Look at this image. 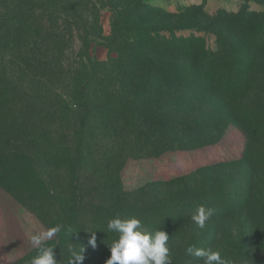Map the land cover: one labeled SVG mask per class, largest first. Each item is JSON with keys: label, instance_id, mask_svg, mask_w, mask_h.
I'll return each mask as SVG.
<instances>
[{"label": "rangeland", "instance_id": "374dc122", "mask_svg": "<svg viewBox=\"0 0 264 264\" xmlns=\"http://www.w3.org/2000/svg\"><path fill=\"white\" fill-rule=\"evenodd\" d=\"M243 9L264 19V0H0V264H30L37 255L32 236L56 225L62 230L41 246L54 247L58 259L71 247L78 254L110 247L115 233L107 222L117 216L137 218L153 232L151 221L174 222L193 205L233 204L248 183L234 168L249 140L264 151V134L249 139L227 125L212 145L168 150L167 139L180 132L167 126L177 110V87L167 85V75L181 62L177 56L168 70L165 59L174 39H191L213 18ZM212 22L209 41L219 53L222 37L230 44L234 33L225 36L221 21ZM242 75L251 83L240 103L256 114L264 105V64ZM82 86L86 104L78 98ZM208 163L211 179L199 190ZM197 168L188 182L170 179ZM257 173L247 215L209 220L204 228L172 226L170 257L191 239L223 256L231 233L237 245L255 247L248 264H264V162ZM213 235L220 240L205 246Z\"/></svg>", "mask_w": 264, "mask_h": 264}, {"label": "trees", "instance_id": "16d2710c", "mask_svg": "<svg viewBox=\"0 0 264 264\" xmlns=\"http://www.w3.org/2000/svg\"><path fill=\"white\" fill-rule=\"evenodd\" d=\"M215 20L221 21L217 27L218 29H224L226 32L225 36L229 33H234L230 44L227 43L228 39L226 37H222L219 53V50L213 47L209 41L211 35H214L212 21ZM263 26V18H260L254 12L243 9L239 14L233 16L226 13L218 19L213 18L208 28L201 29V31L197 30L201 34L193 35L191 39L185 37H178L177 41L174 39L176 41L173 40L174 48L166 46L167 58L165 61L167 69L172 70L171 66L173 62H177L176 59L178 57L181 62L179 69L176 67L173 69L174 73L167 75V85L170 87L174 83L177 87L175 89L176 93L173 95L175 98L173 109L177 110L173 113L171 112L172 115L168 119L167 126L169 128L177 126L180 132L179 138L169 137L167 139L166 146L168 150L174 147H180L183 150H195L203 146L212 145L221 139L222 132L225 131L227 125L236 126L249 139H254L260 132V136L264 134L262 132L264 131V105H259L262 110L252 114L240 103L243 94L251 83L249 78L243 77L242 72H248L250 76H253V68L264 64V38H261V28ZM218 40L220 39L217 37L214 41ZM243 60L245 61L244 65L242 64ZM234 74H238V76ZM84 89V86L79 89L78 98L83 104H86L87 99ZM169 99L172 101L170 97ZM167 104L170 103L167 102ZM87 116L88 112H85L79 120L77 129L78 149H80L82 144L83 129ZM254 145L249 140V144L245 147L238 162L239 166L237 165L234 168L236 175L247 179V185L242 184L243 189L241 190L243 192L238 193L234 197L232 205L220 209L212 208L214 209V214L209 220L221 223L234 216L241 218L242 214H246L255 200V182L253 183L252 181L258 174L259 163L264 162V151L263 149L256 150ZM213 165V163H208L202 166L205 167L207 176H202L201 185L198 187L199 190H203V187L207 183L209 184ZM246 168L249 171H246ZM199 169L189 172L181 171L170 179L176 178L182 181L185 178L184 180L188 182L192 179L190 177L200 174ZM183 188L185 191L189 189L186 185H183ZM196 188L195 186L187 194H194L197 190ZM210 190L213 191V187ZM198 205L203 206L201 204ZM198 207L196 205L191 206L182 216L175 217L174 222L165 218L155 219L151 221V230L153 232L166 230L165 232H167L172 226L176 229L183 223L194 222L192 215L196 213ZM116 239H118L117 233H115ZM218 240L220 239H217V235H213L208 239H204L203 244L205 243V246H213ZM105 241L106 238L103 236V244ZM225 241L230 247H223L226 254L222 257L232 260L234 264H248L249 261L247 260L255 247H244L243 243L237 245L231 233L225 234ZM194 245L195 242L191 239L185 247H178L174 255L170 257L172 264L203 263L201 258L186 252L189 246L194 247ZM71 248L70 253L66 252V257H58L57 261L59 263L69 264L73 253H75V247ZM87 248L84 247L81 251L84 257L81 264H105L111 255L109 247H97V249L93 250ZM206 248L216 249L217 247H202V249Z\"/></svg>", "mask_w": 264, "mask_h": 264}, {"label": "clouds", "instance_id": "9594fccd", "mask_svg": "<svg viewBox=\"0 0 264 264\" xmlns=\"http://www.w3.org/2000/svg\"><path fill=\"white\" fill-rule=\"evenodd\" d=\"M214 214V209L199 206L192 220L199 228H204ZM61 225H56L46 232L32 236V244L37 249V255L32 258L30 264H58L54 247L41 246L44 241L52 239L61 230ZM107 230L117 233L118 239L109 247L110 257L105 264H172L169 236L165 231L156 230L147 232L143 230L141 221L137 218L121 219L114 217L107 222ZM95 248V235L88 241ZM186 252L203 260V264H234L230 259L223 258L219 251L211 249H196L189 246ZM83 255L73 253L69 264H81Z\"/></svg>", "mask_w": 264, "mask_h": 264}]
</instances>
